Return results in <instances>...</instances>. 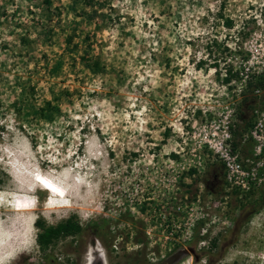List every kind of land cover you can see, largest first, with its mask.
<instances>
[{"label":"rangeland","instance_id":"374dc122","mask_svg":"<svg viewBox=\"0 0 264 264\" xmlns=\"http://www.w3.org/2000/svg\"><path fill=\"white\" fill-rule=\"evenodd\" d=\"M263 13L0 0V264H153L177 248L173 264H264V164L258 183L227 182L217 149L252 159ZM69 216L80 230L39 249L34 219Z\"/></svg>","mask_w":264,"mask_h":264},{"label":"built area","instance_id":"2783aa9c","mask_svg":"<svg viewBox=\"0 0 264 264\" xmlns=\"http://www.w3.org/2000/svg\"><path fill=\"white\" fill-rule=\"evenodd\" d=\"M249 135L256 143L252 149V159H244L245 162L249 163L245 168L240 159H237L236 154H233V150L229 143L224 144V148H221V145L217 147L222 165L225 169V179L227 182L232 181L237 185L243 181H250L254 184L256 181L257 183L259 182V178H257L258 169L264 164L262 151L264 145V117L253 122Z\"/></svg>","mask_w":264,"mask_h":264},{"label":"trees","instance_id":"16d2710c","mask_svg":"<svg viewBox=\"0 0 264 264\" xmlns=\"http://www.w3.org/2000/svg\"><path fill=\"white\" fill-rule=\"evenodd\" d=\"M262 21L264 23V13L262 17ZM226 25H229L230 22L228 20L225 21ZM215 66V65H214ZM229 75V72H228ZM228 78V77H227ZM226 78V79H227ZM261 80L258 79L255 81L252 86H260ZM50 109L49 101H44L43 105L37 107V113L41 114L43 112H49L47 110ZM35 228L37 229L35 233V243L39 249H43L52 238H55L59 235H72L77 233L80 230L79 225L76 223L75 219L72 217H66L64 220L54 224V225H44L40 218H36L33 221Z\"/></svg>","mask_w":264,"mask_h":264},{"label":"water","instance_id":"95a60500","mask_svg":"<svg viewBox=\"0 0 264 264\" xmlns=\"http://www.w3.org/2000/svg\"><path fill=\"white\" fill-rule=\"evenodd\" d=\"M187 250L185 248H177L172 253H170L168 256L164 257L158 262H155L153 264H173L176 262L182 255L186 254Z\"/></svg>","mask_w":264,"mask_h":264},{"label":"snow or ice","instance_id":"6c2138e0","mask_svg":"<svg viewBox=\"0 0 264 264\" xmlns=\"http://www.w3.org/2000/svg\"><path fill=\"white\" fill-rule=\"evenodd\" d=\"M35 179H36L37 181H39L40 183L44 184L46 187L51 188L52 191H56V189L52 187L51 182L48 181L47 179L41 177V175L37 174V175L35 176ZM2 199H3V197L0 196V200H2Z\"/></svg>","mask_w":264,"mask_h":264},{"label":"flooded vegetation","instance_id":"af4514ba","mask_svg":"<svg viewBox=\"0 0 264 264\" xmlns=\"http://www.w3.org/2000/svg\"><path fill=\"white\" fill-rule=\"evenodd\" d=\"M90 264V263H89ZM91 264H102V262H101V260L99 259H93L92 261H91Z\"/></svg>","mask_w":264,"mask_h":264},{"label":"bare ground","instance_id":"6f19581e","mask_svg":"<svg viewBox=\"0 0 264 264\" xmlns=\"http://www.w3.org/2000/svg\"><path fill=\"white\" fill-rule=\"evenodd\" d=\"M17 210H18V211H24L25 208H20V209L18 208ZM22 234H24V233H22ZM22 234H21V235H22ZM22 236H23V235H22ZM24 236H25V235H24ZM13 237H14V236H13ZM18 239H20V238H18ZM18 239H17V240H18ZM14 240H16V239H14ZM25 240H26V239H25ZM10 241H11V240H10ZM15 242H16V241H15ZM9 243H10V242H9ZM18 246H19V245H18ZM11 248H13V247H11Z\"/></svg>","mask_w":264,"mask_h":264}]
</instances>
